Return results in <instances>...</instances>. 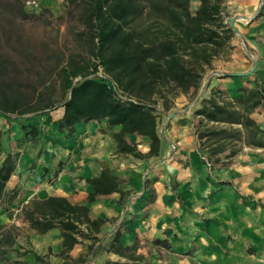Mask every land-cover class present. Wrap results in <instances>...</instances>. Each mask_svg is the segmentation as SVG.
<instances>
[{
    "label": "trees",
    "instance_id": "16d2710c",
    "mask_svg": "<svg viewBox=\"0 0 264 264\" xmlns=\"http://www.w3.org/2000/svg\"><path fill=\"white\" fill-rule=\"evenodd\" d=\"M190 1L64 0L69 10H77L80 29L76 37L84 42L85 54L70 53L51 68L59 94L46 96L38 87L25 92L8 80L11 66L0 53V113L28 116L61 106L62 116L53 122L58 132L71 134L80 122L105 121L109 128L119 127L111 134L117 153L143 158L158 153L159 117L169 109L171 98L178 93L192 94L197 105L193 115L198 118L195 139L209 162L229 160L243 147L264 148L258 140L263 129L252 117L254 113L264 114L261 85L241 87V95L233 97L218 89L200 96L206 68L238 29L224 20L225 0H199L194 11ZM21 6V10L32 12ZM99 70L105 79L96 75ZM28 124L22 128L34 140L40 129ZM130 135L146 139L148 151L141 153L137 143L128 140ZM4 154L0 196L17 156ZM85 182L91 188L86 203L49 196L32 198L21 208L23 219L36 235L59 231L63 264H68L69 251L85 240L90 241L88 260H94L104 220L91 217L88 203L121 192L119 177L107 166L98 177L86 178ZM134 247L135 243L122 245L116 237L109 251L135 260Z\"/></svg>",
    "mask_w": 264,
    "mask_h": 264
},
{
    "label": "crops",
    "instance_id": "0c3cea01",
    "mask_svg": "<svg viewBox=\"0 0 264 264\" xmlns=\"http://www.w3.org/2000/svg\"><path fill=\"white\" fill-rule=\"evenodd\" d=\"M52 1L46 0V7ZM258 2L235 0L238 10L246 17L237 25L239 31L250 35L259 29L264 31L263 16L246 20L255 16ZM224 4L228 5L229 0ZM196 106L184 113L176 109L163 113L159 117L158 153L143 158L117 153L111 134L119 127L109 128L105 121L80 122L71 134L58 132L53 122L61 118V106L39 115L32 123L37 126L39 118H47H44L47 121L43 125L44 135L34 140L23 141L26 130L22 127L29 115L0 113V133L9 138L7 152L11 153L17 144L12 139L21 140L14 170L0 196L1 248H4L3 231L14 224L23 226L19 236L22 247L19 261L7 262L0 258V264H39L47 258L49 264H63L64 258L59 255V231L51 229L36 235L23 219L21 208L32 198L49 196L86 203L91 188L85 179L98 177L104 166L119 177L122 193L113 192L88 203L91 217L102 218L104 222L98 233L102 241L96 243L94 260L83 264H140V257L144 255L140 244L144 243L155 245V252H168L173 261L162 264H226L225 258L227 264H264V252L261 255L250 251L261 246L264 225L255 223L259 219L264 222V208H254L257 210L254 213L252 206L256 205L237 202L233 190L219 184V174L207 168L196 139L189 137L185 124L180 122ZM128 140L137 143L141 153L149 149L144 138L130 135ZM171 145L175 146L174 150ZM171 178L175 180L172 185ZM8 210L14 211L13 217ZM116 237L124 246L135 243L132 250L135 260L109 251ZM155 240L162 242L155 243ZM89 243L85 240L75 245L69 256L80 255Z\"/></svg>",
    "mask_w": 264,
    "mask_h": 264
},
{
    "label": "rangeland",
    "instance_id": "374dc122",
    "mask_svg": "<svg viewBox=\"0 0 264 264\" xmlns=\"http://www.w3.org/2000/svg\"><path fill=\"white\" fill-rule=\"evenodd\" d=\"M198 3L199 0L190 1L192 11L196 9ZM21 7L20 0H0V53L11 66L6 78L12 79L22 91L31 92L34 87H38L46 96H50V94L57 96L59 91L55 78L50 72L51 68L70 53L85 54L84 42L76 37V32L80 29L76 20L77 10H69L64 0H53L51 6L39 11L26 12L21 10ZM238 9L235 0H229V4L224 5L223 17L226 23L231 24V20H233V25L237 27L242 18H246ZM256 10L255 16L247 18V21L260 16H263L264 19V8L261 9L260 0ZM211 73L213 74L209 77ZM208 78L210 80L207 83V91L209 90L211 93L214 89L222 90L230 97L241 95L239 92L241 87L251 86L255 83L264 88V31L259 29L254 35L245 34L242 30L236 31L225 50L213 59L210 67L206 68L202 87ZM44 82L46 84L42 86L41 84ZM209 92H206V96ZM193 99L194 95L192 94L178 93L171 98L169 109H176L184 113L189 110L188 107ZM195 109L196 107H193L189 114L180 120L182 124H185L189 137L194 136V138H196L194 133L196 126L194 125L198 120L193 115ZM45 113L29 115L28 119H24V125L35 123L38 116ZM252 117L263 129V132L258 135V140L264 143V114L254 113ZM44 118L47 120L45 116H42V120L39 118L37 122L40 137H36V139H40L44 135L43 128L45 127L43 125L47 122ZM3 134L0 133V159L4 152H7L9 145V138L6 139ZM45 137L47 136L45 135ZM25 140H31V137L26 135L23 141ZM12 141L17 142L11 152L15 156L18 153V147L21 146V140L12 139ZM198 149L201 156L205 157L203 161L207 168L211 173L219 174V178H217L220 180L219 184L230 187L237 202H249L256 205L252 206L254 213L257 211L254 208H264L263 147H243L234 157L220 163L209 162L204 151L200 147ZM171 179L170 185L175 181L173 178ZM13 213V210H8L10 217H13ZM255 224L260 226L264 225V222L259 219ZM1 228L2 226H0ZM22 228L21 224H14L3 231L1 241L4 248L0 246L1 259L7 262L19 261L17 259L22 253L19 242ZM259 244L261 246L258 249H249L251 253L263 254L264 236ZM8 247L10 249L7 250ZM140 248L144 252V255L140 257V264H162L173 261L165 250L155 252L157 248L152 243L140 244ZM88 256V250H86L75 258L69 256L66 263L83 264L82 259L88 263ZM225 263L227 264V258H225ZM39 264H49L48 258L41 259Z\"/></svg>",
    "mask_w": 264,
    "mask_h": 264
},
{
    "label": "built area",
    "instance_id": "2783aa9c",
    "mask_svg": "<svg viewBox=\"0 0 264 264\" xmlns=\"http://www.w3.org/2000/svg\"><path fill=\"white\" fill-rule=\"evenodd\" d=\"M23 7L27 10L30 11H39L43 8L46 7V0H20ZM213 73H211V75L209 77L212 76ZM96 75L98 77L104 78L105 79V75L99 70ZM210 78H208L206 80V83L203 85L202 90H201V94L200 96L204 95L206 90H207V83L209 82ZM194 105V102L191 103V105L188 107V109L190 110L191 107ZM170 114H167V117H169ZM171 148L174 150L175 146L171 145Z\"/></svg>",
    "mask_w": 264,
    "mask_h": 264
},
{
    "label": "water",
    "instance_id": "95a60500",
    "mask_svg": "<svg viewBox=\"0 0 264 264\" xmlns=\"http://www.w3.org/2000/svg\"><path fill=\"white\" fill-rule=\"evenodd\" d=\"M231 24L233 25V20H231Z\"/></svg>",
    "mask_w": 264,
    "mask_h": 264
}]
</instances>
